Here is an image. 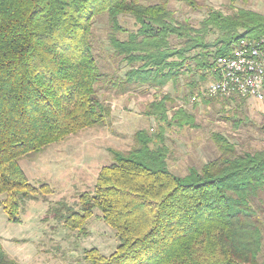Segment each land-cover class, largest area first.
Returning <instances> with one entry per match:
<instances>
[{
	"label": "trees",
	"instance_id": "obj_1",
	"mask_svg": "<svg viewBox=\"0 0 264 264\" xmlns=\"http://www.w3.org/2000/svg\"><path fill=\"white\" fill-rule=\"evenodd\" d=\"M169 1L0 0V196L9 218L40 193L20 159L109 123L110 107L96 97L100 83L124 95L162 89L188 73L204 82L214 59L230 55L239 39L264 38V16L257 13L209 9L194 27L173 18ZM100 14L112 28L113 57L127 67L120 77L103 74L93 53L91 26ZM125 16L135 31L119 25ZM150 110L166 120L161 101ZM182 115L175 113L172 124L192 123ZM163 137L155 143L138 131L128 153L110 150L111 164L100 170L94 191L80 197L79 210L61 200L49 206V217L84 234V221L94 209L101 212L118 245L109 256L86 251L87 264H264V208L256 205L264 150L237 155L214 136L219 156L178 177L167 167ZM40 187L49 194L47 185ZM0 264H18L1 245Z\"/></svg>",
	"mask_w": 264,
	"mask_h": 264
},
{
	"label": "rangeland",
	"instance_id": "obj_2",
	"mask_svg": "<svg viewBox=\"0 0 264 264\" xmlns=\"http://www.w3.org/2000/svg\"><path fill=\"white\" fill-rule=\"evenodd\" d=\"M190 1L192 5L184 0L169 1L168 9L178 23L197 27L209 9L224 15L244 10L264 16V0ZM140 2L155 4L158 0ZM119 25L128 31L136 30L129 16L120 17ZM111 30L106 14L93 19V53L100 70L109 79L120 77L127 70L125 64L112 55L108 41ZM210 80L207 77L202 82L199 75L188 73L179 77L176 84L168 83L162 89L140 88L124 95L107 83H100L96 97L111 110L106 126L85 129L20 159L18 164L28 183L40 193L37 200L24 202L10 218L2 204L5 196H0L3 251L18 264H87L86 251L96 249L103 256L113 253L118 239L115 231L102 220L98 209L81 225L84 234L53 220L47 210L63 200L78 211L80 197L94 191L100 170L111 164L109 151L128 153L135 145L134 136L138 131L146 132L155 143L157 136H164L169 150L167 167L178 177L186 176L190 168L200 170L219 156L214 136L225 139L237 155L264 150V100L205 98L202 92ZM192 81L197 85L195 90H191ZM197 96L199 101H192ZM159 101L164 106V117L168 118L165 117V121L155 116L158 112L150 110L151 103ZM178 111L183 112V123L189 120L192 123L182 127L172 124L171 119ZM41 185L48 186L49 194L40 190ZM256 203L264 208V190ZM260 255L264 257V237Z\"/></svg>",
	"mask_w": 264,
	"mask_h": 264
},
{
	"label": "built area",
	"instance_id": "obj_3",
	"mask_svg": "<svg viewBox=\"0 0 264 264\" xmlns=\"http://www.w3.org/2000/svg\"><path fill=\"white\" fill-rule=\"evenodd\" d=\"M202 96L211 99L264 100V39L241 38L228 56L214 59ZM199 96L192 101H199Z\"/></svg>",
	"mask_w": 264,
	"mask_h": 264
},
{
	"label": "crops",
	"instance_id": "obj_4",
	"mask_svg": "<svg viewBox=\"0 0 264 264\" xmlns=\"http://www.w3.org/2000/svg\"><path fill=\"white\" fill-rule=\"evenodd\" d=\"M241 99H244V98H241ZM246 99V98H245Z\"/></svg>",
	"mask_w": 264,
	"mask_h": 264
}]
</instances>
